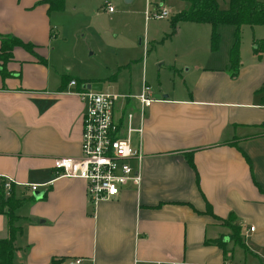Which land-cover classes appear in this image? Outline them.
<instances>
[{"label":"crops","instance_id":"1","mask_svg":"<svg viewBox=\"0 0 264 264\" xmlns=\"http://www.w3.org/2000/svg\"><path fill=\"white\" fill-rule=\"evenodd\" d=\"M56 11L48 0H0V174L20 182L14 263L264 264V23L249 24L234 75L220 48L171 65L177 80L153 89L145 110L139 187L91 206L86 180L56 174L53 158L81 152L85 103L69 80L100 77L62 63L72 52L53 42ZM2 36L30 47L16 43L5 57ZM143 71L133 93L147 82ZM111 72L106 81L117 87L119 69ZM135 104L118 99L115 115ZM228 222L243 245L228 237ZM8 235L0 211V238Z\"/></svg>","mask_w":264,"mask_h":264},{"label":"rangeland","instance_id":"2","mask_svg":"<svg viewBox=\"0 0 264 264\" xmlns=\"http://www.w3.org/2000/svg\"><path fill=\"white\" fill-rule=\"evenodd\" d=\"M216 1L222 8L231 3ZM109 5L112 11L108 10ZM188 6L187 0H63L54 13L60 24L54 26L58 31L53 42L65 52H72L62 63L70 64L74 71L80 67L83 74L94 73L100 77L101 89L128 93L132 84L133 93V87L140 84L142 69L152 90L160 85L170 87L177 80L171 66L174 62H195L201 50L204 56V52L220 48L218 52L223 55L230 52L235 39V25L231 23L216 25L219 40L215 48L211 23L179 19L173 26L176 12ZM163 7L169 9L168 16L152 15ZM250 28L249 24L240 25L238 45L252 37ZM110 69L113 73L119 69L117 87L106 81L112 73ZM130 109L136 111V104ZM27 204L24 202L18 211H25Z\"/></svg>","mask_w":264,"mask_h":264},{"label":"built area","instance_id":"3","mask_svg":"<svg viewBox=\"0 0 264 264\" xmlns=\"http://www.w3.org/2000/svg\"><path fill=\"white\" fill-rule=\"evenodd\" d=\"M108 10H113L111 5ZM149 10L146 16L149 17ZM157 18L169 15L166 7L152 13ZM70 85H77L74 92L84 103L82 113L81 152L78 156L58 155L53 158L56 174L80 177L86 180V194L91 206L102 198H112L128 184L139 187L142 179V132L146 108L154 100L149 83L143 82L135 93H117L105 89H94L85 81L71 78ZM134 98L136 111L125 108L115 115L118 99ZM5 195L12 185L20 183L8 175L0 174ZM37 189L45 183H24ZM253 229V226H249ZM79 258L73 260L78 263ZM169 264H181L171 261Z\"/></svg>","mask_w":264,"mask_h":264},{"label":"trees","instance_id":"4","mask_svg":"<svg viewBox=\"0 0 264 264\" xmlns=\"http://www.w3.org/2000/svg\"><path fill=\"white\" fill-rule=\"evenodd\" d=\"M50 5L56 8H60L63 4V0H48ZM189 6L185 9H181L176 12L172 25L175 26L176 20H194V21H206L212 24L211 42L212 47L217 46L219 37L216 31V25L218 23H231L235 25V39L230 48L229 59L232 67V74L236 72L238 66L239 55V28L241 24L247 23L250 25L264 23V1L263 0H231L228 7L222 8L218 5L216 0H187ZM261 41H264L262 39ZM20 43L25 47H30L28 42H23L21 39L14 36H2L1 37V49L3 55L7 57L10 55L11 47ZM2 55V54H1ZM188 160L192 163L191 157L188 155ZM2 182L0 181V211H4L9 218V235L0 238V264H15L13 260V254L15 250L14 239L16 234L20 231V226L14 224V220L17 215L14 213V207L16 201L12 198V185L11 192L5 195ZM231 229L228 237L235 243L243 245L240 233L239 225L235 223H227ZM227 240L222 237L219 238V242L224 246ZM50 264H55L53 259Z\"/></svg>","mask_w":264,"mask_h":264},{"label":"water","instance_id":"5","mask_svg":"<svg viewBox=\"0 0 264 264\" xmlns=\"http://www.w3.org/2000/svg\"><path fill=\"white\" fill-rule=\"evenodd\" d=\"M87 86L94 88V89H101V85L98 82H92V83H87ZM41 191H34L33 194L35 195V197H39L41 195ZM228 238L225 237V240H227Z\"/></svg>","mask_w":264,"mask_h":264}]
</instances>
